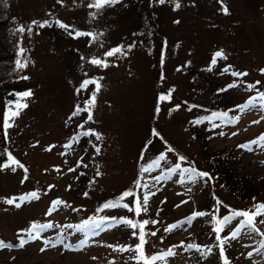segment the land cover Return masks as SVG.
<instances>
[{
    "label": "rangeland",
    "instance_id": "rangeland-1",
    "mask_svg": "<svg viewBox=\"0 0 264 264\" xmlns=\"http://www.w3.org/2000/svg\"><path fill=\"white\" fill-rule=\"evenodd\" d=\"M90 3L93 0H0V79H5L6 87H26L32 93L22 99L27 107L6 117L11 127H5L0 90V165L4 160L9 163L6 152L23 165L0 167V241L11 245L0 247V264H143L135 248L137 229L99 227L93 234L77 228L88 214L96 218V203L118 197L139 177L136 195H155L149 196L147 212L127 213L158 221L145 227V256L172 246L175 238L199 243L193 235L200 231V222L191 212L207 205L208 193L240 211L264 202L260 189L264 183V0H179L178 9L175 0L163 4L118 0L100 9L90 8ZM32 21H48L50 26L39 27ZM57 21L69 27L62 28ZM21 25L24 32L17 31ZM77 31L98 38L76 36ZM117 47L122 52L105 55ZM221 50L224 55L213 64L214 54ZM92 58L107 66L92 64ZM18 60L26 67H18ZM85 81L96 83L81 87ZM218 88L226 100L216 95ZM170 90L174 91L169 100L157 102V112L155 95ZM93 94L95 102L90 106L86 101ZM253 97L254 107L243 111L238 107ZM77 106L82 110L71 117ZM152 127L159 136L141 148ZM198 129L202 138L195 136ZM168 143L186 159L179 160L175 150L168 152ZM222 149H231L237 184L224 185L210 167L212 153ZM161 153L166 159L152 168ZM177 164L180 168L169 172ZM194 165L209 171L212 179L189 181L182 170ZM249 181L255 182L248 185ZM32 192L39 198L20 207L6 203L9 198L19 202ZM56 200L64 203L54 207ZM126 202L131 207V197ZM242 219L231 220L228 235L234 231L239 235L231 237L224 256L228 259L229 251L232 264H264V238L242 229ZM261 219L258 216L256 224L264 233ZM172 221L180 223L175 235L165 230ZM34 223L52 227L33 240L27 231ZM201 238L208 245L207 253L184 244L179 253L172 250L170 256L146 264L215 261L209 251L216 249V237ZM21 239L27 242L17 247ZM46 240L56 246L46 247Z\"/></svg>",
    "mask_w": 264,
    "mask_h": 264
},
{
    "label": "snow or ice",
    "instance_id": "snow-or-ice-1",
    "mask_svg": "<svg viewBox=\"0 0 264 264\" xmlns=\"http://www.w3.org/2000/svg\"><path fill=\"white\" fill-rule=\"evenodd\" d=\"M118 0H93V3H90L88 6L90 8H96V9H100L102 7H104L105 5H110V4H114V3H117ZM159 3L163 4L165 3V0H159ZM180 7V3H179V0H175V8H179ZM223 11L225 13L228 12V9L227 7H224L223 8ZM92 15L94 16L95 13H92ZM57 23L59 24L60 27L62 28H65L67 29L69 26L68 25H65L63 24L62 22H59L57 21ZM32 24H38L39 27H44L46 25L50 26L49 25V22L48 21H43V22H38V21H32ZM27 30L29 32L32 31V28L31 26H28ZM17 31L19 32H24L25 31V27L23 25H21ZM71 34V33H70ZM76 36H81V35H86V36H89L91 37L93 40H96L98 37L94 34V33H83V32H79L77 31L75 33ZM131 47V46H129ZM23 51V49H21V52ZM122 52V48L121 47H117V48H114V49H111L109 51H107L105 53L106 56L108 57H111V56H114L116 53H120ZM224 54H223V51H217L215 54H214V57H213V60H212V63L215 64L216 62V58L217 57H222ZM92 64H96V65H103V66H107L106 62L101 60V59H98V58H92L91 61H90ZM17 65L18 67L20 68H23V67H26V64H22L20 63V61L18 60L17 62ZM261 71H264V69H262ZM233 75H238V76H241V75H246V73H233ZM24 79H27V77H24ZM89 83H96L95 81H85L81 87H84L86 86L87 84ZM235 85H229V87H233ZM251 87V86H249ZM97 90H99V85L97 84ZM174 91V90H170L168 94H165V95H161L159 97V100L160 101H166V100H169L171 98V92ZM32 93L30 90L28 91H25V92H22V93H19L18 96H20L21 98H24V97H28V96H31ZM95 102V94H93V96L88 100L86 101V103L88 105H93ZM261 102L262 104H264V94H261ZM255 103H256V98L253 97L249 100V102L245 105H240L238 106L242 111L247 109V108H251V107H254L255 106ZM16 106H17V109H20V108H23V107H27L26 104H22L20 103V101L18 100L16 102ZM176 108H179V105H176ZM82 109L79 108V106H77V111L73 113V115H79V112L81 111ZM84 111H87V109H83ZM157 112H159V105L157 106ZM19 114L18 111H12L11 112V116L14 117V116H17ZM215 115V114H214ZM226 115V114H224ZM88 120H92V115L91 113H89L88 115ZM255 123V121H254ZM5 127H11V124L8 123V118L5 119ZM82 127V125H81ZM89 134H92L90 132H85L84 135H89ZM153 135L155 136H159V133L153 129ZM96 138L97 139H100V136L99 134H96ZM162 139V137H161ZM262 141H264V137L261 138ZM252 143H256V141H253ZM147 147V145L145 146ZM167 151L168 152H172L174 151V149L171 148V146H169L167 148ZM97 152H99V149L97 148ZM166 157H165V154L164 153H161L160 156L158 157L157 160L153 161L151 167L152 168H157L160 166V161H163L165 160ZM186 158L184 156H180L179 157V160L183 161L185 160ZM10 165H17L19 167H23L22 164H20V162L18 160H16L14 157L11 156V154H9V163L8 164H4V165H0V167H9ZM180 168V165L177 164L175 166V168L173 169H169V172H175L176 169H179ZM14 170V169H13ZM26 171V170H25ZM144 171H149V169H144ZM183 173H187V179L189 181H195L197 178H203V177H207L208 179H212V177L210 176L209 173L207 172H200V171H197V169L195 168H184L182 170ZM99 174V173H98ZM156 180H160L162 179V177H155ZM137 183V186L140 187V184H139V181L136 182ZM143 187H147V185H143ZM150 195H155V193H148V194H144L143 197H139L136 195V193H134L132 190H127L125 192H123L121 194L120 197H118L116 200L114 201H108L106 202L104 205H103V208H111V207H123V208H126L128 209L129 211H134V213L139 216L141 214V212H147L148 211V201H149V196ZM129 196H133L135 197L134 199V207H130L129 204L127 203H122L123 200L126 198V197H129ZM38 194L36 192H32L30 194H26L25 196H22L19 198V202H17V198H9L6 200V203L12 205V204H15L16 207H20L21 204L28 200V199H38ZM53 206L55 207L56 205H59V204H62L64 203L63 201H60V200H56V201H53ZM50 214V213H48ZM205 215V213L203 212H195L193 213V217H196V216H203ZM243 217V219L240 221V224H241V228H247V229H250L252 231H259L257 228H256V218L258 216H262L264 217V203H258L257 205H255V211H233L230 215H227V216H223L222 218H215L216 219V228H215V232L217 233V240L220 241V251H221V256L224 257V264H229V261L227 259L226 256H224V244L225 242L227 241L228 237H221L219 235V233H221L223 231V226L227 225L228 223L231 222V220L235 217ZM192 218H189L188 222L190 223L191 222V219ZM102 219H107V218H102ZM112 219H115V218H112ZM120 223H124V224H127L129 225L131 228L133 229H139V243L136 245V249L137 251L139 252V257L138 259H144V252H143V245L146 243V240H145V236L147 235V233L145 232V227L148 225V224H156L158 223V221L156 220H143V221H133L131 219H125V218H121ZM261 224H264V219H261L259 221ZM177 225H169L168 228L166 229V231H170L172 228L176 227ZM49 227H52L51 224H32L30 230H28V235H29V238L30 239H39L40 236H39V233L42 232L43 230L49 228ZM100 227V225L98 223H95V222H91V221H85L83 225H78L77 228L81 229V230H88V231H92L93 234H96L95 230L98 229ZM137 233L134 232L133 235H136ZM151 235H156L155 232H152L150 233ZM239 235V231H234L231 233V237L233 239H235L237 236ZM27 241L21 239V242L19 245H17V247H23L24 244L26 243ZM51 245L52 247H55V243L52 242V241H48L46 240L45 241V246H49ZM0 247H11V245H8L6 244L5 242L3 241H0ZM66 247H68L66 245ZM45 249L42 248L41 251H44ZM167 255H171L173 254L171 252V250L168 251V253H166ZM249 255H251V253H249ZM163 257L162 256H154L152 257L151 259L152 260H156V259H162Z\"/></svg>",
    "mask_w": 264,
    "mask_h": 264
},
{
    "label": "trees",
    "instance_id": "trees-1",
    "mask_svg": "<svg viewBox=\"0 0 264 264\" xmlns=\"http://www.w3.org/2000/svg\"><path fill=\"white\" fill-rule=\"evenodd\" d=\"M2 17L3 16L0 14V22L3 21ZM151 22H152L153 28L156 29V23L154 21H152V20H151ZM144 27H145V29H147L146 22H145ZM5 82L6 81H5L4 78L0 79V90L2 91V96H3V108H2V111H1V117L3 116L4 118H6L7 116H11V112L12 111H17L16 102L18 100L20 101V103L23 104L22 99H24L25 97L21 98L20 96H18V94L29 90V88H26V87L24 88V87L12 86V85H9L8 87H6L5 86ZM222 91L223 90L221 88H218L214 92L216 93V95L218 97H222V96H219V94ZM161 95L162 94H159V93H157L155 95L154 107L158 106L157 102L159 101V97ZM163 95H165V94H163ZM221 100H226V96L223 95ZM221 100H219L218 102L221 103ZM73 116L74 115H72L71 117H73ZM153 129H155V128L152 127L150 129V133L148 134V137H147L148 139H146V141L143 143L141 148H144L146 146L145 144L147 142L148 143L151 142V140L153 139V137H154ZM194 132H196L195 136H200V137L202 136V133H201L200 129H198V131L194 130ZM169 146H171V148H173L172 145L169 144ZM228 151L231 152V149H228ZM228 151L226 149H222V150H218V152H213L212 156L210 158V167L213 170V172H215V174L219 177V179L223 182L224 185H230L231 186V185L237 184L238 179H235L236 178L235 176H237V175L235 173L234 168H232L233 166L231 165V160L233 158L232 157L233 154H232V152L229 153ZM175 152H176V154L179 157L180 156H184L181 153L180 150L179 151L175 150ZM9 154L10 153L6 152V158H8V159H9ZM12 157H14V156H12ZM140 161L141 160H140V154H139L138 158H137V163H136L138 171H139V168H140ZM6 162H8V160H4L3 164H5ZM194 168L197 169V171L205 172L204 170H201L196 165H194ZM138 171H137V173H138ZM208 172L209 171H207V173ZM233 175H235L234 178H233ZM242 180L243 179L240 180L241 183H244L245 184L244 186H246L247 184L245 182H242ZM137 181H139V183H140V177L138 179H134L133 181H130V184H129L128 188L126 190H122V191L125 192L127 190H132L135 193V191L137 190L136 189V186H137L136 182ZM243 181H245V180H243ZM254 182L255 181H249L248 185H251ZM262 187L264 189V183H263V185H261L260 189H262ZM146 193H148V192H146ZM120 196H121V194L118 197H120ZM118 197L110 199V200H107V201L96 203L94 205V207H93V209H94L93 214L95 215L96 218H91L92 216L90 214H88V216L87 217H83L82 220L92 221L93 219H99L98 224L101 225L100 228L106 229L107 227L110 228V227H115L116 226V227H118L121 230H123V229L126 230V229H128L130 227L127 224L120 223L119 221H120L121 218L133 219L134 222L135 221H143L141 219H137L136 216L132 217L131 215H129L127 213V212H129V210L126 209V208H123V207L103 208V205L106 202L114 201ZM130 197H131V207H134V199H135V197H133V196L126 197L123 200L122 203L129 204L126 201ZM140 197H141V194H140ZM205 197H206V199H205L204 205H206V204L207 205L206 206H201V207H194L195 209L193 210V212H191V217H193V213H195V212H203V213H205V215H203V216H196L198 218L199 222H200V231H196V233L193 235V237L195 239H200V242L199 243L186 242V244H185V241L183 239L174 237L175 239L172 241V244H173L172 246L170 245V247H167V248H164V249L152 250L149 253H147L146 256L144 255L145 258L143 259V264H146L147 261L151 260V258L154 257V256H162V257L170 256V255L166 254V253H168L169 250H171V252H172V250H174V252H178L179 248H182L181 246H183L184 244L187 245L190 248H193V247L197 246L199 251H201L202 253H207V251L205 249L208 247V245L206 243L202 242V238L201 237L204 238L203 241L209 240V239H213L215 237L217 239V233L215 232L216 219H214V217L215 218H222L223 216L230 215L233 211H240L241 209H238L237 207H234V206H231V205H227L220 197H218L216 195L213 196V194H211V193H208V195H206ZM254 197H255V195H251V199H253ZM212 201L214 202L213 203V207H210V204L212 203ZM256 203L258 204V203H260V201L256 202ZM221 208H225L224 212H222V213H220V211H219V209H221ZM105 210L106 211H108V210L119 211V214H115V213L108 214ZM249 210L250 211H255V208H252V209H249ZM124 211L129 216L124 214L123 213ZM132 213H134V211ZM102 218H107V219H102ZM112 218H115V219H112ZM169 225H177L176 227H174L170 231H168V232H170L169 234L175 235L173 233L179 227L180 223L178 221H172L171 224L167 223V224H165L166 229L168 228ZM230 225H231V222L228 223L227 225L223 226V231L221 233H219V235L221 237H228L227 241L224 244V247L227 246L228 243H230V240H231V236H229L228 232H227L229 230V226ZM256 228L259 230V231H257V233L260 235V237L264 238V233L261 231V229L259 228V226L257 224H256ZM27 233H28V231H27ZM137 235H138V243H139L140 242L139 241V229H137ZM212 242H214V241L212 240ZM217 242H218V244L216 245V249L214 248L211 251H209V252H213L215 261H213V260L209 261L208 264H224V259L222 258V256H220V254H219V257H218V253H221V251H220V246H219L220 245V241L217 240ZM123 247L124 246H122V250H123ZM227 252H228L227 253L228 261H230L229 263L232 264V258L230 257L231 253L229 251H227ZM155 262H156V260L154 261V263Z\"/></svg>",
    "mask_w": 264,
    "mask_h": 264
}]
</instances>
